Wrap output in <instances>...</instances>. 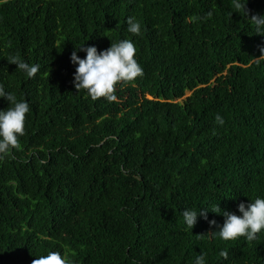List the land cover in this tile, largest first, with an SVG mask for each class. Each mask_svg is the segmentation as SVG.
Here are the masks:
<instances>
[{"label": "trees", "instance_id": "16d2710c", "mask_svg": "<svg viewBox=\"0 0 264 264\" xmlns=\"http://www.w3.org/2000/svg\"><path fill=\"white\" fill-rule=\"evenodd\" d=\"M245 10L264 14V0ZM122 39L143 75L118 83L115 100L77 92L74 47ZM261 47L233 0H0V84L30 105L20 148L0 161V264L49 249L74 264H193L201 253L206 264H264V232L223 241L207 233L223 216L199 215L216 202L240 215L237 204L264 197ZM196 206L185 231L181 212Z\"/></svg>", "mask_w": 264, "mask_h": 264}, {"label": "clouds", "instance_id": "9594fccd", "mask_svg": "<svg viewBox=\"0 0 264 264\" xmlns=\"http://www.w3.org/2000/svg\"><path fill=\"white\" fill-rule=\"evenodd\" d=\"M247 0H233V7L243 10L251 24L254 26V33L264 35V14L249 16L245 10ZM212 11L206 13L205 18H211ZM127 31L134 35H140L141 25L135 17L126 18ZM106 36V35H105ZM77 51L86 53L84 58L77 55ZM261 55L256 59L260 63L264 58V47L260 48ZM136 48L131 40L122 39L111 42L110 46L98 52L93 46L85 47L84 44L74 47L70 54V62L75 65L73 73V86L77 92L84 90L88 97L93 101L99 98L115 100V87L121 82H132L137 77L143 75V69L138 63ZM10 63L15 64L16 68L24 72L28 78L34 77L40 66L29 64L19 57L13 56ZM0 98L7 101L8 107L0 110V161L12 154L14 149H19V137L25 134L26 114L30 112V105L26 100L18 99L17 96L6 90L0 84ZM218 125H223L224 120L216 114L214 117ZM240 215L234 212L221 209L217 202L214 206L203 205L199 209V215L205 220L208 219V211L223 216V223L218 224L215 219L208 220L210 226H215L214 230L209 231L213 238L223 241H234L240 237L247 241H255L258 234L264 232V197L257 196L249 202L237 204ZM185 231L192 230L197 221L198 208L185 207L181 212ZM220 256L227 259L228 253L221 251ZM33 264H74L64 253L57 249H49L45 254L37 256ZM193 264H206L205 255L201 253L195 257Z\"/></svg>", "mask_w": 264, "mask_h": 264}, {"label": "rangeland", "instance_id": "374dc122", "mask_svg": "<svg viewBox=\"0 0 264 264\" xmlns=\"http://www.w3.org/2000/svg\"><path fill=\"white\" fill-rule=\"evenodd\" d=\"M191 92L190 91H187L186 93H185V96L184 97H186L187 95H189Z\"/></svg>", "mask_w": 264, "mask_h": 264}]
</instances>
